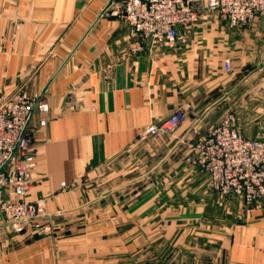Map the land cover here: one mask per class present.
Masks as SVG:
<instances>
[{
  "label": "crops",
  "instance_id": "crops-1",
  "mask_svg": "<svg viewBox=\"0 0 264 264\" xmlns=\"http://www.w3.org/2000/svg\"><path fill=\"white\" fill-rule=\"evenodd\" d=\"M109 1L0 0L1 98L21 89L39 97L55 77L43 98L50 121L33 134L27 199L44 201L53 233L27 225L15 234L0 211V264H162V249L174 233L192 231L196 216L224 219L213 263L201 264H264V201L246 207L223 197L180 154L182 140L207 137L213 121L229 115L246 138L264 141V15L231 28L196 0L198 22L180 30L175 45L146 43L133 54L131 29L116 9L97 22ZM180 109L188 122L168 142L177 154L153 175L165 191L133 206L92 187L100 169L143 142L145 127ZM38 120L35 113L30 127ZM153 198L158 203L147 202Z\"/></svg>",
  "mask_w": 264,
  "mask_h": 264
},
{
  "label": "built area",
  "instance_id": "built-area-1",
  "mask_svg": "<svg viewBox=\"0 0 264 264\" xmlns=\"http://www.w3.org/2000/svg\"><path fill=\"white\" fill-rule=\"evenodd\" d=\"M210 11L225 17L231 28L252 24L258 15H264V0H205ZM196 0H124L115 4L118 16L131 29L130 50L137 54L146 43L170 47L179 40V31L196 26L199 14ZM227 71L232 70L230 60L225 61ZM38 97L18 90L0 107V211L15 234H23L30 225L43 235L52 233L44 225L43 200L28 201L33 187L32 173L36 166V149L33 134L47 127L50 121V104L42 99L37 106L39 115L36 127L27 125ZM188 121L187 113L180 109L159 123L145 127L141 141L174 134ZM190 147L187 161L204 171L213 191L226 198H238L246 206L264 201V141L246 138L237 127L234 115H229L210 134ZM65 185V184H64Z\"/></svg>",
  "mask_w": 264,
  "mask_h": 264
},
{
  "label": "rangeland",
  "instance_id": "rangeland-1",
  "mask_svg": "<svg viewBox=\"0 0 264 264\" xmlns=\"http://www.w3.org/2000/svg\"><path fill=\"white\" fill-rule=\"evenodd\" d=\"M1 95L2 93H0V107L14 95V93L6 98H1ZM222 122H220L219 119L214 120L211 124L212 127H210L211 125L209 126L211 131ZM172 135L173 134L153 137L146 141L139 142L126 154L120 156L105 168L100 169L96 179H90V184L100 193L106 191L120 193L122 198L126 199V203L133 206L142 201L144 196H151L156 191L157 193L165 191V184L161 181V178L159 177L157 180L153 175L157 165L165 160L171 159L173 155L177 154L176 151L172 149V146L168 144L169 138ZM200 139L202 138L197 136L188 141L194 143ZM181 144L185 145L186 151L184 150L180 152V154H188L189 157V143L182 140ZM121 201L125 202L124 200ZM147 202H151L152 204L158 203L155 198ZM244 206L246 205L244 204ZM230 218L231 217L228 215L226 218L227 222ZM43 219L44 218H42V223L44 225H50L53 233V226L49 223H45ZM223 222L224 219L221 216H196L191 220L192 231L187 233L182 231L174 233L171 239L172 242H169V245L162 249V264H201L204 257H210L213 263L219 241H221L222 232L219 227ZM162 234L164 237L168 235L167 232H163ZM183 235L187 236L188 241H181Z\"/></svg>",
  "mask_w": 264,
  "mask_h": 264
},
{
  "label": "water",
  "instance_id": "water-1",
  "mask_svg": "<svg viewBox=\"0 0 264 264\" xmlns=\"http://www.w3.org/2000/svg\"><path fill=\"white\" fill-rule=\"evenodd\" d=\"M117 1H118V0H110V1H109V3L106 5L105 9L102 11V13L100 14V16L98 17L97 22H98V21H99L104 15H106V14H107V13L113 8V6L116 4ZM90 32H91V29L86 33L85 37L82 39V41L79 43L78 46H80V45L82 44V42L85 40V38L88 36V34H89ZM77 48H78V47H77ZM77 48H76V49H77ZM76 49H75V50H76ZM54 78H55V77H54ZM54 78L48 83V85L43 89L42 93H41L40 96L38 97L37 102L35 103V106H34V108H33V111H32V113H31V115H30V117H29V119H28V123H27V125H29L30 122H31V120L33 119L38 104H39L40 101L45 97V95L48 93L49 87H50V85L52 84ZM16 151H17V147L13 150L10 159H9V160L3 165V167L0 169V171L3 170L6 166L9 165V163H10L11 160H12V158L15 156Z\"/></svg>",
  "mask_w": 264,
  "mask_h": 264
}]
</instances>
